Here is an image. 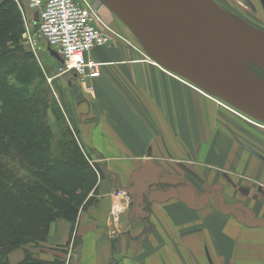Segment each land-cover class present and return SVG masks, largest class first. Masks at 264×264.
Listing matches in <instances>:
<instances>
[{
  "label": "crops",
  "instance_id": "crops-1",
  "mask_svg": "<svg viewBox=\"0 0 264 264\" xmlns=\"http://www.w3.org/2000/svg\"><path fill=\"white\" fill-rule=\"evenodd\" d=\"M122 37L90 52L102 63L99 77L83 83L72 73L91 102L94 122L80 134L106 178L98 183L100 209L86 213L88 226L82 217L72 238L58 224L43 246L29 250L52 261L68 248L71 264H264V223H251L264 220V198L256 199L264 191V123L230 110ZM183 174L206 186L189 189ZM221 185L227 197L218 203L211 190ZM119 190L130 203L114 234ZM239 201L257 208L256 216L228 209ZM24 256L17 249L8 259L17 264Z\"/></svg>",
  "mask_w": 264,
  "mask_h": 264
},
{
  "label": "trees",
  "instance_id": "trees-1",
  "mask_svg": "<svg viewBox=\"0 0 264 264\" xmlns=\"http://www.w3.org/2000/svg\"><path fill=\"white\" fill-rule=\"evenodd\" d=\"M21 18L15 0H0V264H10L9 254L17 249L25 250L17 264H68L62 256L40 259L29 249L47 242L59 218L73 228L89 203L90 186L104 176L48 98L52 91L33 52L15 44L10 31L21 26ZM256 69L264 79V70ZM50 108L61 123L59 136L48 125Z\"/></svg>",
  "mask_w": 264,
  "mask_h": 264
},
{
  "label": "water",
  "instance_id": "water-1",
  "mask_svg": "<svg viewBox=\"0 0 264 264\" xmlns=\"http://www.w3.org/2000/svg\"><path fill=\"white\" fill-rule=\"evenodd\" d=\"M101 1L157 63L264 123V80L248 65L251 62L264 70V58L247 49L254 46L264 57V30L227 13L213 0H153L168 19L169 27L163 31L129 0ZM231 36L245 45L243 51ZM110 228L115 234L113 218Z\"/></svg>",
  "mask_w": 264,
  "mask_h": 264
},
{
  "label": "rangeland",
  "instance_id": "rangeland-1",
  "mask_svg": "<svg viewBox=\"0 0 264 264\" xmlns=\"http://www.w3.org/2000/svg\"><path fill=\"white\" fill-rule=\"evenodd\" d=\"M16 3L19 6V10L21 12V26H13L10 31V33H14L15 37L17 40L15 41V44L21 43L24 51L26 52H31L30 45L27 42V38H25L24 33L26 31V22L24 20L22 11L20 9V5L22 6L23 10L25 11L28 21H32L30 12L31 9L28 7V0H15ZM218 4L223 10H225L227 13L235 16L236 18L256 27L261 30H264V0H213ZM91 2H94L97 9L99 12L103 15V17L106 19V22L116 31H118L121 35H126L129 37L132 42L135 44L143 47L141 43L137 40L135 37L134 33L129 29V27L116 15L115 12H113L105 3H103L101 0H91ZM9 44H12L11 42ZM144 48V47H143ZM34 54V53H33ZM30 58V57H29ZM38 66L40 69L43 71L44 76L47 80V83L50 85V89L52 91L51 95L48 97L53 101V105L58 106V108L62 111L64 120L67 125L70 126L71 132L73 134V137L78 138V142L80 143L81 147L83 150L86 152V154H89L90 156V161L92 163H96L99 166V161H97V158L92 154L91 150L88 148L87 143L82 139V135L80 134L81 129L84 130L85 133L88 131V126L91 124L93 121V113L91 110V102L89 97L86 95V89L85 86L80 83L79 81H76V79L73 77L72 72H67V73H62V58L61 56L56 53L55 51H46L42 49L39 53V57L35 56ZM34 57L31 59L34 60ZM248 65L251 69L257 73L258 67L253 65L251 62H248ZM263 70V69H262ZM259 76V75H258ZM261 78V77H260ZM262 79V78H261ZM264 80V79H263ZM74 91H73V89ZM75 90H78V93H75ZM77 98V100H76ZM84 100L85 103L83 105L79 106V101ZM219 100V98H218ZM220 101V100H219ZM221 102V101H220ZM223 103V102H221ZM52 106V105H51ZM48 125L50 128L53 130V132L59 136L61 132V123L60 121L56 118L54 109L50 108L48 111ZM63 123V122H62ZM11 167H15V163L12 161L10 162ZM17 173H19L20 176H23L27 179L28 177H32V174L30 175L29 172H26L24 170H18ZM183 179L186 181V186L191 188L193 187H199L203 188L206 185L204 184L203 180H200L195 177H191L189 174H183ZM104 176V175H103ZM33 178V177H32ZM176 180L181 179V177H175ZM106 178H99L98 182L94 186H90L89 188V203L86 205L85 208L80 209L78 212L77 220L73 228H71V221L65 219V218H59L57 221H55L52 226H62L65 227L67 230H69V234L71 238L74 236L75 231L77 227L80 226L81 219L83 217L85 226L89 225V221H87V212L88 211H96L100 209V202L97 201L96 195H98V183L99 181L105 180ZM86 186V185H85ZM211 191H214L216 193V200L218 199V203L222 202V198H226L227 194L225 193L226 190H224L221 187L218 186V188H214ZM116 192V191H115ZM190 192V191H189ZM207 193H210L207 191ZM262 197L264 198V191L262 189H259L257 191V198ZM116 198V197H115ZM220 198V199H219ZM115 201V199H114ZM114 201L112 202V206L114 204ZM200 203V202H199ZM238 204V209L235 207H228L232 208L231 210L237 211L239 210L241 213L244 214L245 218H253L256 216L254 212H256L254 206L252 208H248L245 204L242 202H237ZM212 206V204H211ZM96 210H95V209ZM221 211L225 212L226 214V209L221 208ZM249 211V212H248ZM102 213L104 214L103 210ZM85 216V218H84ZM264 219V216L261 217ZM246 220V219H245ZM87 221V223H86ZM252 225H260L264 223V220L257 221L254 220L251 222ZM59 224V225H58ZM77 240H74L73 243V248L76 247ZM65 251L66 256H62L65 262H69L70 259L68 258L70 256V253H68V248L63 249ZM74 252V250H73ZM71 264V261L68 263Z\"/></svg>",
  "mask_w": 264,
  "mask_h": 264
},
{
  "label": "built area",
  "instance_id": "built-area-1",
  "mask_svg": "<svg viewBox=\"0 0 264 264\" xmlns=\"http://www.w3.org/2000/svg\"><path fill=\"white\" fill-rule=\"evenodd\" d=\"M28 7L38 13L35 22L33 18L32 21H28L20 5L26 22L24 36L31 51L39 57L43 49L41 39H44L47 45L61 56L62 73L72 72L83 83L101 74L102 63L93 60L89 56L90 52L97 47L109 46L117 37L123 38L106 22L91 0H28ZM130 44L148 60L156 62L143 47L133 42ZM225 103L222 104L230 110L238 112L247 119H254L231 104ZM115 197L111 217L118 224L127 211L130 198L123 190L117 191Z\"/></svg>",
  "mask_w": 264,
  "mask_h": 264
},
{
  "label": "bare ground",
  "instance_id": "bare-ground-1",
  "mask_svg": "<svg viewBox=\"0 0 264 264\" xmlns=\"http://www.w3.org/2000/svg\"><path fill=\"white\" fill-rule=\"evenodd\" d=\"M129 1L149 23L156 26L161 31H163L164 28L169 27L167 17L153 0H129ZM231 39L235 42L239 51H243L245 45L241 44L234 36H231ZM247 49L249 50V52L264 58L262 54H260V52L254 46L247 45ZM219 100L223 103L226 102L221 99Z\"/></svg>",
  "mask_w": 264,
  "mask_h": 264
}]
</instances>
